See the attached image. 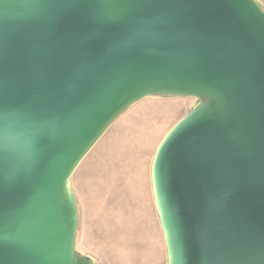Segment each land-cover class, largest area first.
Returning a JSON list of instances; mask_svg holds the SVG:
<instances>
[{
	"label": "water",
	"instance_id": "95a60500",
	"mask_svg": "<svg viewBox=\"0 0 264 264\" xmlns=\"http://www.w3.org/2000/svg\"><path fill=\"white\" fill-rule=\"evenodd\" d=\"M151 97L200 100L152 162L167 264H264L258 0H0V264H97L71 178Z\"/></svg>",
	"mask_w": 264,
	"mask_h": 264
},
{
	"label": "rangeland",
	"instance_id": "374dc122",
	"mask_svg": "<svg viewBox=\"0 0 264 264\" xmlns=\"http://www.w3.org/2000/svg\"><path fill=\"white\" fill-rule=\"evenodd\" d=\"M198 104L172 97L135 104L81 163L71 178L80 254L97 264H167L151 167L164 137Z\"/></svg>",
	"mask_w": 264,
	"mask_h": 264
}]
</instances>
